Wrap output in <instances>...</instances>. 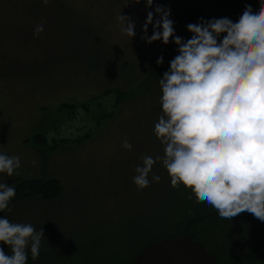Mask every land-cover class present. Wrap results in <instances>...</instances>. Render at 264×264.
Returning <instances> with one entry per match:
<instances>
[{"label":"rangeland","instance_id":"374dc122","mask_svg":"<svg viewBox=\"0 0 264 264\" xmlns=\"http://www.w3.org/2000/svg\"><path fill=\"white\" fill-rule=\"evenodd\" d=\"M157 1L146 9L144 0H50L46 6L42 0H0V153L21 161L18 175L0 173V182L54 178L62 186L56 199L10 202L11 211H0V217L30 223L37 231L43 228L39 253L52 261L100 229L119 232L137 209L135 167L144 155H164L153 131L163 114L158 83L163 75L149 77L147 67L161 45L147 44L140 29ZM120 13L135 22L134 37L121 34L116 19ZM41 21L44 31L34 36ZM81 31L91 37L82 39ZM99 48L111 53L115 68L109 72L94 65L99 60L92 54ZM126 67L137 71L128 77ZM109 86L132 89L114 122L96 121L112 110L113 94L102 100L101 109L77 110L66 117L70 108L63 103L90 101ZM37 134L47 145L36 143ZM61 139L69 142L48 148ZM125 139L130 150L122 147ZM153 174L161 176L159 183H151L153 189L168 186L161 161L150 179ZM0 249L10 250L2 242Z\"/></svg>","mask_w":264,"mask_h":264},{"label":"clouds","instance_id":"9594fccd","mask_svg":"<svg viewBox=\"0 0 264 264\" xmlns=\"http://www.w3.org/2000/svg\"><path fill=\"white\" fill-rule=\"evenodd\" d=\"M49 2L42 0L45 6ZM144 3L151 9L153 0ZM169 17L170 9L157 5L142 26L147 44L171 40L178 54L158 79L163 114L153 131L164 155L142 156L133 183L138 190L159 183L160 175L150 181L149 174L161 161L171 187L190 190L189 200L194 196L195 203L212 206L221 218L247 212L264 222V0L255 12L246 6L237 22L224 17L188 24L186 41L175 34ZM116 19L121 34L134 37L135 22L121 13ZM43 31L41 21L33 34ZM122 147L132 145L125 139ZM20 166L19 156L0 153V173L18 175ZM15 195V186L0 182V211H11ZM43 239V228L0 217V242L11 253L0 249V264H27L29 251L37 259Z\"/></svg>","mask_w":264,"mask_h":264},{"label":"trees","instance_id":"16d2710c","mask_svg":"<svg viewBox=\"0 0 264 264\" xmlns=\"http://www.w3.org/2000/svg\"><path fill=\"white\" fill-rule=\"evenodd\" d=\"M158 1L154 9L157 5L170 9L169 18L173 21L175 34L185 41L191 36L187 31V25L190 23H198L202 18L210 20L224 17L237 22L246 6L250 5L254 12L261 6V0ZM150 31L152 27L149 26L148 33ZM80 35L82 39L91 37L90 32L81 31ZM159 44L160 50L154 53V61L148 60L151 65L147 67H150L149 71L152 72L149 77L152 75L155 77L158 73L159 76L163 75L168 71L170 61L178 54L177 47L171 40L167 45L161 42ZM92 57L97 59L96 62L99 60L94 65L104 66L105 72L115 68L108 49H95ZM160 57H163V63L158 66L156 61ZM116 69L118 70L117 67ZM135 70L137 71L126 67V71L129 72L127 76H133ZM139 71L145 77L144 68L141 67ZM109 87L103 91V95L95 96L90 101L77 104L63 103L65 107L70 108L66 117L72 118L77 110L101 109L102 100L113 94L112 110L99 115L96 121L98 125L103 121L114 122L119 116L118 110L130 99L132 89ZM34 140L39 145H47L42 134L34 136ZM53 141L55 144L48 148L55 149L69 142L65 139ZM149 180L151 181L150 178ZM12 185L16 188V195L10 202L27 197H40L52 201L62 191L61 183L54 178L17 180ZM167 185L162 190L153 189L151 183L143 190L136 187L137 209L123 222L119 232H105L100 229L90 240L74 245L71 252L58 257L55 261L41 253L33 260L29 251L27 264H133L139 253L148 245L176 238H190L202 243L218 264H264V222L247 212L231 220L221 218L212 206L195 203L194 196L189 200L187 197L192 194L190 190L183 186L173 188L170 180ZM189 210L192 214H189ZM3 250L11 254L10 250Z\"/></svg>","mask_w":264,"mask_h":264},{"label":"water","instance_id":"95a60500","mask_svg":"<svg viewBox=\"0 0 264 264\" xmlns=\"http://www.w3.org/2000/svg\"><path fill=\"white\" fill-rule=\"evenodd\" d=\"M133 264H218L204 245L190 238L165 239L145 247Z\"/></svg>","mask_w":264,"mask_h":264}]
</instances>
